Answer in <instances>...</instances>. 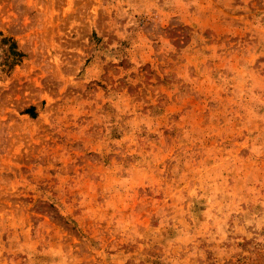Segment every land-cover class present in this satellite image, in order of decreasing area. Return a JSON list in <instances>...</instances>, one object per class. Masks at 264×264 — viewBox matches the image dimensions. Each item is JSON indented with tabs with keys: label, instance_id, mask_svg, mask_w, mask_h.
<instances>
[{
	"label": "rangeland",
	"instance_id": "rangeland-1",
	"mask_svg": "<svg viewBox=\"0 0 264 264\" xmlns=\"http://www.w3.org/2000/svg\"><path fill=\"white\" fill-rule=\"evenodd\" d=\"M0 264H264V0H0Z\"/></svg>",
	"mask_w": 264,
	"mask_h": 264
}]
</instances>
